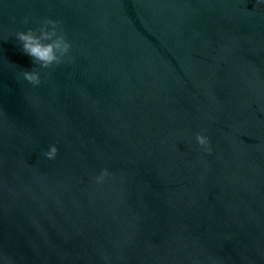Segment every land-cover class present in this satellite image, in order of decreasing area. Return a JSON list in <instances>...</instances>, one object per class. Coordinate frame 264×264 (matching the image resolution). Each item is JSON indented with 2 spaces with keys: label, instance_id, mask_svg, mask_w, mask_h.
<instances>
[{
  "label": "water",
  "instance_id": "1",
  "mask_svg": "<svg viewBox=\"0 0 264 264\" xmlns=\"http://www.w3.org/2000/svg\"><path fill=\"white\" fill-rule=\"evenodd\" d=\"M0 264H264V0H0Z\"/></svg>",
  "mask_w": 264,
  "mask_h": 264
},
{
  "label": "clouds",
  "instance_id": "2",
  "mask_svg": "<svg viewBox=\"0 0 264 264\" xmlns=\"http://www.w3.org/2000/svg\"><path fill=\"white\" fill-rule=\"evenodd\" d=\"M25 22H27V19ZM16 38L21 42L23 51L30 55L33 61L38 63L41 68H49L54 64L62 63L72 48L71 42L60 29V22L47 18L38 28L17 32ZM22 75L27 82L34 86L41 83L39 71L24 70ZM196 140L199 145L205 147L206 151H212L208 136L203 133H197ZM57 153V146L52 145L45 155L47 158L54 159ZM109 175V170L105 168L99 176L95 177V180L97 183H102Z\"/></svg>",
  "mask_w": 264,
  "mask_h": 264
}]
</instances>
